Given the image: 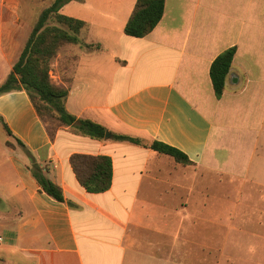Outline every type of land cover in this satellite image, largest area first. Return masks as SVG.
I'll list each match as a JSON object with an SVG mask.
<instances>
[{
    "label": "crops",
    "instance_id": "0c3cea01",
    "mask_svg": "<svg viewBox=\"0 0 264 264\" xmlns=\"http://www.w3.org/2000/svg\"><path fill=\"white\" fill-rule=\"evenodd\" d=\"M35 1L0 0V85L52 2ZM135 3L73 0L59 10L84 22L81 43L99 48L61 47L51 83L67 90L66 112L102 125L105 138L63 125L52 140L23 88L0 94V123L12 133L3 128L0 145V264H233L237 209L254 197L264 205V0H165L141 38L124 34ZM231 47L216 98L210 65ZM16 139L63 202L40 189ZM153 141L192 164L148 148ZM76 153L110 157L107 191L79 184Z\"/></svg>",
    "mask_w": 264,
    "mask_h": 264
},
{
    "label": "trees",
    "instance_id": "16d2710c",
    "mask_svg": "<svg viewBox=\"0 0 264 264\" xmlns=\"http://www.w3.org/2000/svg\"><path fill=\"white\" fill-rule=\"evenodd\" d=\"M70 1L73 0H52L50 5L42 10L11 72L0 85V94L23 88L52 140L59 127L63 125L72 126L90 138L103 139L108 131L102 125L78 119L66 112L64 101L67 90L52 84L49 76L50 62L61 47L80 44L86 49L99 48L98 45L81 43L78 39L79 32L85 26L83 21L59 12L60 8ZM164 2L165 0H136L132 14L124 26V34L141 38L150 33L162 18ZM234 54L235 48H228L210 65L209 76L216 98H220L224 92ZM2 124L6 133L11 136L7 125L4 122ZM109 138L140 144L139 140L126 135L109 133ZM16 140L30 160V171L40 189L54 200L63 202L61 188L47 177L45 169L34 160L22 142ZM146 146L160 154L171 156L183 165L192 164L180 150L162 142L153 141ZM69 164L86 192L102 193L110 188L112 179L110 157L76 153L70 156Z\"/></svg>",
    "mask_w": 264,
    "mask_h": 264
},
{
    "label": "rangeland",
    "instance_id": "374dc122",
    "mask_svg": "<svg viewBox=\"0 0 264 264\" xmlns=\"http://www.w3.org/2000/svg\"><path fill=\"white\" fill-rule=\"evenodd\" d=\"M29 2L31 0H22L23 4ZM35 2L40 8L42 3L38 0ZM6 138L7 136L0 123V145L3 144ZM257 201L254 197V200L245 202L246 208L237 209L238 212L233 225L240 230L231 231L227 235V241L233 242L236 240L240 245L237 248H231L235 251L233 264H264V241L262 240L264 238V215L261 217V214H259V210H264V205L262 206ZM223 236L224 234H222L220 241H223Z\"/></svg>",
    "mask_w": 264,
    "mask_h": 264
},
{
    "label": "built area",
    "instance_id": "2783aa9c",
    "mask_svg": "<svg viewBox=\"0 0 264 264\" xmlns=\"http://www.w3.org/2000/svg\"><path fill=\"white\" fill-rule=\"evenodd\" d=\"M2 242V237L0 236V243Z\"/></svg>",
    "mask_w": 264,
    "mask_h": 264
}]
</instances>
